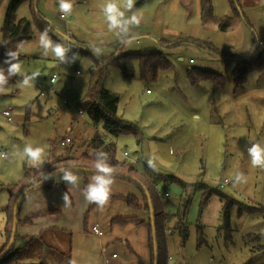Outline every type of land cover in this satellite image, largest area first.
Segmentation results:
<instances>
[{"label": "rangeland", "instance_id": "obj_1", "mask_svg": "<svg viewBox=\"0 0 264 264\" xmlns=\"http://www.w3.org/2000/svg\"><path fill=\"white\" fill-rule=\"evenodd\" d=\"M6 1L0 3V42ZM36 1V11L46 20L51 35L69 49V56L78 53V57L68 65L51 55L42 56L36 42L40 32L33 28V38L21 42L20 61L23 72L36 71L40 77L31 87L21 88L17 86L21 77L15 76L14 85L0 92V150L7 155V159L0 158V250L5 244L6 186L18 182L24 164H29L23 147H42V161L81 153L96 132L102 133L78 108L87 95L95 60L118 52L157 51L172 68L160 71L156 80L125 79L118 68L109 67L105 88L120 95L117 116L132 125L140 138V144L134 134L113 138L118 158L136 163L155 192L170 195L159 199L166 229L172 230L167 233L171 257L167 264H264V169L250 168L246 153L249 142L264 143V71L247 73L237 87L236 63L220 59L213 51L236 56L249 52L255 40L263 43L264 0H237L243 20L229 32L218 29L219 19L233 15L228 0H213L214 16L205 23L197 0H137L135 10L143 19L132 29L134 39L127 44L107 29L101 11L105 0H72L73 16L66 22L60 18L58 0H26L18 17L32 20L31 5ZM93 47L102 49V54L94 55ZM193 70L218 75L224 84L206 79L193 85L188 77ZM54 72L60 76L51 85ZM8 108L11 124L2 115ZM67 138L72 143L63 145ZM123 152L129 153V159ZM149 155L155 157V169L148 166ZM237 172L247 176V184L233 186L231 178ZM58 189L63 209L64 192ZM129 194L139 196L136 186L113 179L110 196ZM223 196L232 203L228 205ZM53 197L52 202L57 200ZM53 207L57 208L49 205ZM90 207L87 203L84 208V216L89 211L88 232L51 230L36 254L19 264H151L146 228L110 226L114 216L140 212L119 199H109L103 210L96 204ZM226 207L228 227L223 219ZM96 225L103 236L94 233Z\"/></svg>", "mask_w": 264, "mask_h": 264}, {"label": "trees", "instance_id": "obj_2", "mask_svg": "<svg viewBox=\"0 0 264 264\" xmlns=\"http://www.w3.org/2000/svg\"><path fill=\"white\" fill-rule=\"evenodd\" d=\"M2 1L3 0H0V3ZM24 1L26 0L8 1L4 15V23L1 29L2 42L4 43V46L1 45L0 47V67H7V65L4 64L7 48L15 50L19 43L31 40L34 36L33 28L38 29L39 32L47 29L49 36L53 39V41L57 42V39L51 35L50 27L48 26L46 20L36 11L37 1L31 5L32 10L35 13L32 20L18 17V9ZM228 3L233 11V15L223 16L221 19H219L218 29L221 32H229L234 30L243 20V16L238 10V1L228 0ZM199 7V15L202 23L207 22V20L214 16L213 0H199ZM213 51L220 59L233 60L236 63V68L233 72V75L235 81L237 82V87L239 84H241L244 75L247 73L254 71H264V42L262 43L255 40L249 52L236 56H230L215 50ZM109 67L118 68L125 79L138 78L144 82H148L156 80L160 71L171 69L172 64L162 53L157 51L125 54L118 52L117 54H114L101 61L95 60L93 66L90 69V82L87 95L82 100V102L78 104V108L89 117L95 127H100L102 129V133L96 132L94 136L84 145L83 151L81 153L79 152V154H77L78 152L75 153V151L62 156H53L52 158L43 160L37 165L24 164L21 179L18 182L7 186L8 203L3 211L5 213V226L3 230L5 244L0 250V264H19L21 260L30 259L38 251V247L40 245L39 243L43 239L44 235L48 234L51 230H55L49 229L40 233L38 236L26 238L20 237L17 233L14 246L11 248L8 254L4 255L6 247L8 246L11 239L12 228L14 224V209L18 197L27 188L43 181L46 176H49L52 172L56 171V167L83 169L86 172L76 173L79 176H83L87 180L89 176L94 174L92 173V171L95 170L94 153L97 150H102L107 153L108 163L112 166L113 172L117 173V175L113 176V179L125 180L136 186L139 191V196L129 194L127 196L117 195L109 197V199L123 200L127 207L140 212L138 216H114L110 220V226L126 227L133 225L136 228H146L148 231L151 264H154V245L152 238L153 229L151 226V213L147 197L149 195L154 213L153 221L155 226L156 245L158 249V264L168 263L169 254L167 249V234L165 233L166 215L162 205L160 204L159 198L157 197L155 189L149 180L137 171L132 163H125L118 158V152L113 138H118L121 135L134 134L137 137L138 144H140V138L132 125L118 118L117 116L120 95L110 92L105 88ZM188 77L193 85L197 84L200 80L206 79L214 81L217 85L224 84V80H222L220 76L211 72L193 70L188 72ZM14 80L15 76L10 78L8 86L14 85ZM122 175H125L126 177H123ZM56 177L57 175L51 178L39 189L50 191L53 187L57 186V183L55 182ZM133 178L137 179L140 184L134 182L132 180ZM87 184L88 182L86 181L85 186ZM64 191L66 193V190ZM211 192L212 191H209L207 196L205 198L203 197L202 205L207 203ZM28 196L24 198L18 208V226L22 223H31V221L37 217L50 216L60 212L57 209L41 211L29 216L27 219L22 221L20 219V210ZM223 197L227 199L228 205L232 203L228 197ZM69 200L71 201L70 196ZM93 204L94 203H91V207ZM228 213V207H226L223 211V219L225 220L227 227L229 226ZM88 214L89 211L86 213L84 218V232H88ZM184 229L185 227L182 228V232L185 236L186 230L184 231ZM59 232L63 231L60 230ZM69 236L71 238L72 235ZM68 249L69 255H71L70 241Z\"/></svg>", "mask_w": 264, "mask_h": 264}, {"label": "clouds", "instance_id": "obj_3", "mask_svg": "<svg viewBox=\"0 0 264 264\" xmlns=\"http://www.w3.org/2000/svg\"><path fill=\"white\" fill-rule=\"evenodd\" d=\"M137 0H105L101 7V11L105 17L107 23V29L110 32H116L121 36V43H131L134 39L132 29L139 27L142 22V15L138 10H135ZM72 0H58V10L61 14V18H64L72 13ZM130 13V15H129ZM36 42L41 49V55L48 57L53 56L61 64H73L76 62L78 53H72L68 55L69 49L60 42L53 41L49 36L48 30L45 29L37 34ZM0 45L4 46L3 42ZM23 43L17 45L16 49H8L5 53L6 59L4 64L7 67H0V92L4 91L9 83V79L14 76H20L17 86L31 87L32 82L40 77L39 72H32L30 75L23 72L22 63L20 61V54L23 50ZM94 55L100 56L102 49L93 47L91 49ZM44 149L40 146H33L26 144L22 149V155L26 158L27 162L32 165H36L42 162ZM247 156L249 158L250 168L264 169V143L261 142H249V146L246 149ZM5 154L0 153V158H4ZM95 172L91 177V180L84 187L82 195L86 202L94 203L100 210H103L107 204L111 188L113 184V168L108 163V155L102 150H97L94 153ZM154 155H149L147 159L148 166L155 169ZM57 168L58 176L69 188L78 187V175L72 168ZM52 178L51 174L46 176L45 179ZM233 186L247 184V176L243 172H237L234 177L231 178ZM69 191L63 194L64 205L69 202ZM69 264H74L70 261Z\"/></svg>", "mask_w": 264, "mask_h": 264}, {"label": "crops", "instance_id": "obj_4", "mask_svg": "<svg viewBox=\"0 0 264 264\" xmlns=\"http://www.w3.org/2000/svg\"><path fill=\"white\" fill-rule=\"evenodd\" d=\"M8 1H6L5 4L3 5V9H2L1 14H3L4 11L6 10ZM197 6H198V14H199V9H200L199 0H197ZM65 37L67 39L69 38L67 34L65 35ZM58 72H56V73L54 72V73L57 74ZM59 76H60V74H59ZM51 85H54V84H51ZM6 110H10V109L8 108V109H5L4 111H6ZM11 111L12 110H10V112ZM11 117H12V114H11ZM4 121L6 122V124H11L13 122V120L11 122H8L5 117H4ZM67 139H69V138H67ZM70 143H72V141ZM4 159H7V158H4ZM22 174H23V172H22ZM86 181L89 182L88 179L86 180L84 177H81L78 175V182H79L78 187L71 188V190L69 191V188L66 185V183H64L62 180H60V177H56L55 182L57 183V186L53 187L50 191H46V190H42V189L35 190L32 194H30L27 197V199L25 200L24 204L21 207L20 219L22 221H24L29 216H31L35 213L50 210L49 209L50 204H55L57 206V208L53 207L52 209H57L60 212L58 214H54V215H50V216L37 217V218L33 219L31 221V223H27V224L22 223L21 225L18 226V230H17L18 235L22 238L35 237V236H38L40 233H42L46 230H49V229H55L57 231L61 230L67 234L71 230H75L77 232H82L84 229V219L83 218H85L84 208L86 207V205L88 203L85 201V199L82 195V191L84 189ZM10 184H8V185H10ZM12 184H14V183H12ZM59 186H60L61 191L63 189L64 193H65L64 190H66V192L69 191V196L71 198V201L69 200L68 204L65 205V208H63V209H61L62 206H60V205H63V201L61 199H59V196H60L59 189H58ZM6 188H7V186H6ZM53 196H57L56 197L57 200L52 202V199L54 200V198H55ZM64 204H65V202H64ZM65 210H66V213L64 215L63 212ZM67 229H68V231H67ZM69 235H72V234L70 233ZM113 256H115V255H113Z\"/></svg>", "mask_w": 264, "mask_h": 264}, {"label": "water", "instance_id": "obj_5", "mask_svg": "<svg viewBox=\"0 0 264 264\" xmlns=\"http://www.w3.org/2000/svg\"><path fill=\"white\" fill-rule=\"evenodd\" d=\"M73 170H75L76 172H86L85 170L83 169H80V168H72ZM94 171H92V173H94ZM55 175H58L57 173V170L52 172L51 173V176L52 178L55 176ZM117 175V173H114L113 172V176ZM123 177H126L125 175H122ZM51 179V178H50ZM50 179H44L43 181L33 185L32 187H29L27 188L17 199L16 201V205H15V209H14V224H13V228H12V234H11V239H10V242L8 244V246L6 247V250L4 252V255L8 254L9 251L11 250V248L14 246L15 244V239H16V235H17V230H18V222H17V214H18V208L20 206V204L22 203V201L24 200V198L26 196H28L30 193H32L33 191L39 189L42 185H44L45 183H47ZM134 182L140 184V182L133 178L132 179ZM145 190V188H144ZM148 197V205H149V209H150V213H151V226H152V229H153V232H152V238H153V245H154V264H158V249H157V245H156V235H155V226H154V213H153V208H152V202H151V199L149 197V195L147 196Z\"/></svg>", "mask_w": 264, "mask_h": 264}, {"label": "built area", "instance_id": "obj_6", "mask_svg": "<svg viewBox=\"0 0 264 264\" xmlns=\"http://www.w3.org/2000/svg\"><path fill=\"white\" fill-rule=\"evenodd\" d=\"M72 16H73V15H72V13H71V15H68V16H66V17H64V18H61V14H60V18H61L62 20H64L65 22H66L70 17H72ZM58 79H59V74H58V73H57V74H53V75L50 77L49 82H50V84H55V83L57 82ZM64 104L67 105V106H70L69 102H67V101H64ZM2 114H3V116L6 118V120H7L8 122H11V121H12V117H11V112H10V110L3 111ZM70 142H71L70 139H66L65 142H63L62 144L65 145V144H69ZM0 153L5 154L4 158H7V155H6V153H5L4 151L1 150ZM122 155H123V157H124L125 159H129V157H130V155H129L128 152H123ZM125 163H126V162H125ZM127 163H132V162H127ZM132 164L135 165L136 163H132ZM156 194H157V197H158L159 199H167V198H170V195H169L168 193H165V194L163 195V194L158 193V192L156 191ZM166 223H167V221H165V224H166ZM166 228H167V227H166ZM93 230H94V233H95L97 236H103V234H104L103 231L100 230V228H98L97 225L93 227ZM165 233H166V234H167V233L170 234V233H172V230H168V229H166V230H165ZM113 257H115V256H113ZM170 260H171V257L168 256V262H170Z\"/></svg>", "mask_w": 264, "mask_h": 264}]
</instances>
